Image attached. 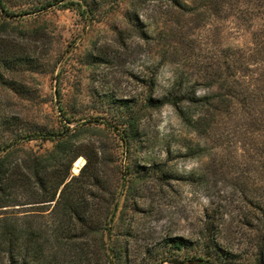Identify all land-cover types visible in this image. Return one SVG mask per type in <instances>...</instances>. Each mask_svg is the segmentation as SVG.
Here are the masks:
<instances>
[{
  "label": "rangeland",
  "instance_id": "1",
  "mask_svg": "<svg viewBox=\"0 0 264 264\" xmlns=\"http://www.w3.org/2000/svg\"><path fill=\"white\" fill-rule=\"evenodd\" d=\"M41 1L4 0L8 13L0 11L3 42L27 60L7 74L19 92L0 94L3 117L17 131L56 130L66 124L63 107L71 127L85 124L80 143L104 150L99 174L103 189L112 193L104 198L116 208L105 232L108 250L113 257L121 255V264L183 262L184 254L169 250L166 241L201 235L217 194L237 199L226 180L215 183L208 177L209 169L213 161L239 163L244 150L255 153V136L245 137L242 121L216 101L197 109L201 127L192 132L172 107L154 110L147 100L175 86L180 94L208 102V96L221 92L208 89V52L249 48L252 29L227 17L228 11L208 15L200 8L208 0H180L193 2L198 8L193 15L157 0H64L32 10ZM136 116L131 122L135 137L127 148L120 141V125ZM50 148L26 144L13 158L27 162ZM84 164L79 157L72 175ZM200 174L205 184L197 180ZM30 206L13 208L25 212ZM239 206H230V218L240 224L246 218ZM247 210L251 218L253 209ZM235 230H240L236 238L247 239L248 229L236 225ZM92 240L97 248L99 236Z\"/></svg>",
  "mask_w": 264,
  "mask_h": 264
},
{
  "label": "trees",
  "instance_id": "2",
  "mask_svg": "<svg viewBox=\"0 0 264 264\" xmlns=\"http://www.w3.org/2000/svg\"><path fill=\"white\" fill-rule=\"evenodd\" d=\"M62 1L42 0L32 10H46ZM157 1L186 15L198 9L193 2ZM200 8L218 17L228 11L227 17L248 25L252 29L251 46L226 48L217 55L208 52V89L221 91L208 96V102L192 94H180L172 86L161 98L150 96L147 107L156 110L170 106L185 128L199 132L197 109L216 101L230 117L242 121L244 135L255 136V153L244 150L245 159L236 164L212 162L208 177L215 183L226 180L237 199L214 195L203 233L194 240L168 239L165 246L184 254L179 264H264V0H208ZM0 11L8 13L4 0H0ZM3 41L0 32V94L16 93L19 91L7 74L26 66L27 60L24 62V57ZM124 106L123 102L118 107ZM60 112L66 124L56 130L17 131L14 123L3 117L0 107V264H121V255L113 257L105 241L116 208L104 198L112 193L103 189L99 174L104 150L80 143L85 124L71 127L72 118L65 108L60 107ZM135 118L120 125V141L127 148L135 137L131 124ZM35 142L51 148L31 155L27 162L13 158L18 147ZM197 151L210 155L205 147ZM79 157L85 164L77 175H72V166ZM197 180L206 183L204 175H197ZM21 197L26 199L24 203ZM235 202L242 204L237 209L245 212V223L230 218V206ZM26 205H32L30 211L13 208ZM248 207L253 209L251 218ZM236 225L248 229L247 239L236 238L240 233ZM94 236L100 239L97 248L92 243Z\"/></svg>",
  "mask_w": 264,
  "mask_h": 264
}]
</instances>
